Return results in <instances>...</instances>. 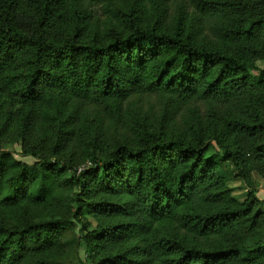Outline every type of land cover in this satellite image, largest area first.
I'll return each mask as SVG.
<instances>
[{
  "label": "trees",
  "instance_id": "trees-1",
  "mask_svg": "<svg viewBox=\"0 0 264 264\" xmlns=\"http://www.w3.org/2000/svg\"><path fill=\"white\" fill-rule=\"evenodd\" d=\"M259 61L264 0H0V264H264Z\"/></svg>",
  "mask_w": 264,
  "mask_h": 264
},
{
  "label": "rangeland",
  "instance_id": "rangeland-1",
  "mask_svg": "<svg viewBox=\"0 0 264 264\" xmlns=\"http://www.w3.org/2000/svg\"><path fill=\"white\" fill-rule=\"evenodd\" d=\"M255 66L259 69H264V62L259 61L255 64ZM3 149L6 151L10 152L13 157L16 160L26 162L28 164H31L33 162V159L31 158H24L21 156V151L18 145H3ZM221 171L224 173V175L227 178V187L231 190L232 196L240 201L245 198V195L253 191L255 192V195L258 199V205H257V210L264 212V180L259 177L257 174L253 173L251 174V182L250 184L244 183L240 179H235L233 177V172L230 166L226 163H223L221 165ZM83 235V232L80 230L78 225H74V236L75 237H80ZM75 256H79L81 260H83L84 256L82 253H79V255H71L70 258L72 259L71 261H75Z\"/></svg>",
  "mask_w": 264,
  "mask_h": 264
}]
</instances>
